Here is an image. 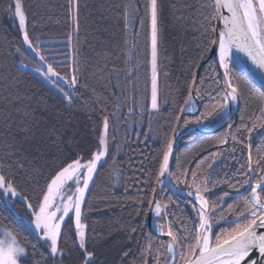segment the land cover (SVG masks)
Returning <instances> with one entry per match:
<instances>
[{
    "label": "trees",
    "instance_id": "trees-1",
    "mask_svg": "<svg viewBox=\"0 0 264 264\" xmlns=\"http://www.w3.org/2000/svg\"><path fill=\"white\" fill-rule=\"evenodd\" d=\"M158 2L159 110L151 112L149 18L144 7L147 0H23L27 31L34 47L49 49L52 46L39 43L64 42L72 35L69 58L64 50L40 51L46 66L53 65L61 76L70 78L73 66L79 69V83L71 104L59 93L61 87L68 89L63 81L55 84L57 92L29 69L21 68V64L33 66L34 61L25 49L17 21L8 11L14 0H0V168L14 178L22 196L32 197L34 203L36 192L50 174L77 155L95 150L103 119L109 117V153L98 167L85 205L87 248L94 252L95 264H144L145 259L149 264H157V258L159 264H164L170 256L167 241L154 237L145 221L158 178V158L174 131L193 72L201 62L200 53L207 43L201 24H206L204 16L212 13V0ZM126 11L132 19V30L128 28L129 22L125 28ZM214 22L211 21L212 26ZM53 53L57 55L51 56ZM39 66L44 71L40 63ZM229 67L234 81L245 93L237 104L236 117L215 132L183 135L170 160L173 175H168L173 187L188 192L189 187L177 178L190 183L191 177L182 175L178 165L196 170L202 177L210 173L208 190L203 195L210 205L218 203L211 221L213 241L243 222L239 214L244 211L250 189L240 186L246 178L237 174L240 165L246 162L249 151L254 162L264 161V127L259 120L264 93L235 64ZM131 78L133 84H129ZM216 81H220L216 63L209 60L197 78L201 96L195 97L199 110L182 116L179 131L193 125L211 129L221 120L222 112L211 108L219 99L214 91ZM209 111L211 115H202ZM242 115L249 127L251 120L257 124L251 133H244L245 142L236 143L229 137L227 144H220L229 125L236 132ZM261 174L258 170L257 178ZM225 192L229 195L220 201ZM157 201L161 203L163 217L153 219L162 232L171 228L185 237L198 223L196 205L174 194L166 185L161 187ZM29 221L27 206L20 197L11 200L0 195V228L15 230L27 245L24 264H44L49 260L47 246L38 239ZM69 223L65 221L61 240L65 257L60 264H82L80 253L69 238ZM179 256L178 249V264H183ZM49 264L54 262L49 260Z\"/></svg>",
    "mask_w": 264,
    "mask_h": 264
},
{
    "label": "snow or ice",
    "instance_id": "snow-or-ice-1",
    "mask_svg": "<svg viewBox=\"0 0 264 264\" xmlns=\"http://www.w3.org/2000/svg\"><path fill=\"white\" fill-rule=\"evenodd\" d=\"M75 3V0H71ZM146 15L149 18L150 32V56H151V108L159 110L158 96V61H159V40H160V13L161 5L158 0H147ZM212 9L210 16L205 15L206 24H201L205 30L206 44L203 45L200 58L215 46L219 67L224 69L223 79L216 81L217 88L214 89L219 98L217 103L212 105V111L219 109L221 112L233 102L239 103L244 97V90L233 79L229 62L232 60V52L243 53L251 64L258 70L264 71V0H212L209 4ZM228 13L224 15V11ZM14 20L18 21L19 31L23 36V43L27 45L43 61L44 57L37 47L33 46L32 40L27 31V15L23 0H14L8 8ZM125 28L128 26L129 13H124ZM217 20L223 24L222 28L212 26L211 21ZM143 24V21H141ZM210 29V34H209ZM69 47H72V35L68 36ZM19 51V49H17ZM73 65L77 63L75 55L72 57ZM79 69L73 66L70 78L61 76L51 64L47 65L46 71L41 75L50 83L56 84L63 81L68 89L61 87L63 98L72 102L76 86L79 83ZM203 78H201L202 81ZM197 77L193 72L192 83L188 87V95L181 107V112L191 111L190 107L195 96H201L200 89L196 87ZM222 86V87H220ZM211 95V93H207ZM260 124L264 127V99L261 100ZM209 111L202 115H211ZM179 119V116L177 117ZM200 117L197 118L199 122ZM245 117L241 116V124L236 126V132H232L233 125H229V132L219 140L220 144H227L229 137L236 143L245 142L244 133H251L257 126L256 120H251V127L244 123ZM187 123V121H186ZM109 117L103 119L102 128L98 132L95 150H90L83 155H77L70 162L62 164L54 174H50L42 187L35 194V202L32 197L22 196L15 180L6 175L0 168V195L16 198L20 197L27 206L30 217V224L38 234V239L47 246L49 260L54 264H60L65 257L61 247L62 237L65 235V221H69V238L73 240L76 250L80 253L79 259L82 264H95L94 252L87 248L86 224L84 223L85 205L90 185L94 182L98 167L105 162L109 153ZM173 155V142L170 140L162 154L158 158V176L173 175L170 171V159ZM214 163V161H213ZM22 167V166H21ZM212 168V164H208ZM178 170L186 178L190 175L191 182L187 179L179 181L189 187L187 195L194 197L193 204L197 212L198 223H195L192 230L185 237L177 235L171 228L166 233L170 237L166 245L167 253L164 264H178L177 250H180L179 261L183 264H264V161H253L249 151L246 162L240 165L237 174L246 177L241 187L247 186L250 189L246 198L244 211L239 215L243 222L238 223L231 232L221 233L216 236L215 241L211 239L212 217L215 215L217 204H211L203 195L208 190L209 176L202 177L196 170L184 168L178 165ZM259 170L261 175L257 178ZM202 171V170H201ZM205 182L200 183L201 180ZM253 179L256 180L253 183ZM227 182V181H226ZM239 183V182H238ZM233 186V185H230ZM154 191V190H153ZM229 194L225 192L219 198L223 201ZM154 204L155 215L163 217L162 206L159 201H149ZM165 208L167 205L164 206ZM211 213V215L209 214ZM223 218V217H222ZM74 225V234H71ZM135 231V229H133ZM35 249V245H33ZM186 250V251H185ZM27 256V245L19 239V234L8 228H0V264H24L23 258ZM57 257L60 260H57ZM45 260L44 264H49ZM144 264H149L144 260ZM159 264V258H157Z\"/></svg>",
    "mask_w": 264,
    "mask_h": 264
},
{
    "label": "water",
    "instance_id": "water-1",
    "mask_svg": "<svg viewBox=\"0 0 264 264\" xmlns=\"http://www.w3.org/2000/svg\"><path fill=\"white\" fill-rule=\"evenodd\" d=\"M223 14L227 15L228 13L225 10ZM214 26L219 29V28L223 27V24L220 23L219 21L215 20ZM232 53L234 55L235 62L237 63V66L240 67L241 71L243 73H246L249 76V78L252 80V82L255 83L259 87V89L264 93V71L256 69L251 64V62L247 59V57H245V55L243 53L236 52L235 49H233ZM209 60H213L214 63H216L217 73L219 74L220 80H222L223 79V74H224V69L219 67V61H218V58L216 56L215 46H212L211 50H209L207 52V54L201 59V62L199 63L197 71L195 72L196 77L198 78V76H199L198 74L202 70V67ZM237 104L238 103H235L236 108H235V110L233 112L231 111V108L226 110L225 115H224V117H225L224 120L221 123L215 124V126L212 127L211 129H201V128L193 125V126H190V127H187L185 129H183V131H179L178 130V124H179L182 116H184V115H193L199 109L198 99L194 95V99H193V101L191 103V108L192 107L193 108L191 109V111L185 110V111L180 113L179 119L177 120L176 125H175V127L173 129L174 131L172 132V135H171V137H170V139L168 141L171 140L173 142V149H174L175 144L185 134H194V133H196V134H204V133L215 132V130L225 126L226 123L229 121V119L231 117H233V116L235 117L236 109H237V106H238ZM155 185L156 186L154 188V191H153V194H152L153 197H152L151 201H153V200L157 201V197H158L157 195H158L161 187L166 185L171 190V192H173L174 194L176 193V194L182 195V196H184L185 198H187L189 201H191L193 203L194 197H189L187 195L188 192L186 191V189H184L183 191H179L178 189L173 187L172 184H170L168 174L163 175V176H158ZM196 207H197V209L199 208L198 205H196ZM154 209H155L154 208V204L153 205L149 204V209H148L147 216H146V221H145L147 229H149L150 233L154 237L156 236V237H158L160 239H163L164 241H167V243H168L169 240H170V237H168L167 235L162 234L164 232L159 231L158 229L155 228V223L153 221ZM212 228H213V226H212ZM212 228H211V230H212ZM210 234H211V232H210ZM176 256H177V253H176Z\"/></svg>",
    "mask_w": 264,
    "mask_h": 264
},
{
    "label": "rangeland",
    "instance_id": "rangeland-1",
    "mask_svg": "<svg viewBox=\"0 0 264 264\" xmlns=\"http://www.w3.org/2000/svg\"><path fill=\"white\" fill-rule=\"evenodd\" d=\"M129 3V2H128ZM129 30H132V24H131V22H132V19L130 18L129 19ZM17 23H18V21H17ZM19 28V27H18ZM149 32H150V24H149ZM128 33H129V31H128ZM149 34V33H148ZM21 38H22V40H23V36H22V33H21ZM140 42H141V44H142V41L140 40ZM60 43H64L65 45H63L62 46V44H60ZM40 45H49V46H52V48H49V49H42V50H39V51H49L50 52V50H51V52L53 51V50H64V52L68 55V58H69V56H70V48H69V42H68V40H66V41H60V42H57V41H51V40H49V41H43V42H40L39 43ZM60 44V45H59ZM55 45H58V46H60V48H58V49H56L55 47ZM139 45H140V43H139ZM148 66H149V74H148V77H150V83H149V88H150V94H149V99H150V102H149V109H150V111L151 112H153V111H156V110H153L152 108H151V63H150V61H151V56H150V40H149V36H148ZM24 46H25V49L27 50V52H28V54L30 55V57H31V59L34 61V65L33 66H31V67H27L26 65H24V64H21L20 66H21V68L22 69H29L31 72H33L34 73V75H36L39 79H41V80H43L44 82H46L50 87H52L55 91H57V92H59L57 89V86L54 84V83H50L48 80H46L45 79V77L43 76V75H41V71H43V70H41V68H40V66H39V63L43 66V69H44V71H46V68H47V66H46V64L44 63V61H42L36 54H35V52H33L31 49H29L28 47H27V45H25L24 44ZM49 46H46V47H49ZM39 49V48H38ZM61 54V53H60ZM51 56H54V55H57V54H50ZM129 56H130V58H132V56H131V51L129 52ZM141 66V65H140ZM132 67H130L128 70H129V74L131 73L132 74ZM140 76H142V73H140ZM130 78V77H129ZM59 82H62V81H59ZM129 84H133V78H131L130 79V81H129ZM59 93H61V95L63 96V93L62 92H59ZM193 108V107H192ZM235 108H236V105H235V102H233L232 103V105H231V110H232V112L235 110ZM224 110H225V108L223 109V111H222V114H221V120L218 122V123H221L223 120H224ZM237 110V109H236ZM236 115V114H235ZM234 117V116H233ZM236 117V116H235ZM232 118V117H231ZM230 118V119H231ZM229 119V120H230ZM218 123H215V124H218ZM215 126V125H214ZM213 126V127H214ZM154 129V126H153V123L151 124V126H150V130L149 131H151V134H149V137L151 138V137H153V130ZM11 200H13V199H15V198H10ZM155 217L156 218H159V217H157L156 215H155ZM67 221V220H66ZM29 223H30V221H29ZM30 226H31V228H32V230H33V232L35 233V234H37L35 231H34V229H33V226L30 224ZM38 235V234H37Z\"/></svg>",
    "mask_w": 264,
    "mask_h": 264
},
{
    "label": "bare ground",
    "instance_id": "bare-ground-1",
    "mask_svg": "<svg viewBox=\"0 0 264 264\" xmlns=\"http://www.w3.org/2000/svg\"><path fill=\"white\" fill-rule=\"evenodd\" d=\"M232 55V60L229 62V66L230 65H232V64H235L236 65V67H238L237 66V63L235 62V58H234V55H233V53L231 54ZM239 69H240V67H238ZM241 70V69H240ZM197 71V70H196ZM200 73V72H199ZM218 74V73H217ZM199 75V74H198ZM249 77V76H248ZM220 78V77H219ZM251 80V79H250ZM252 81V80H251ZM256 85V84H255ZM232 105V104H231ZM231 105L230 106H227V107H225V110H224V115H225V112H226V110H228V109H230L231 108ZM187 107H190L191 108V105H189V106H187ZM192 109V108H191ZM199 110V109H198ZM232 111V110H231ZM171 160V159H170ZM158 196V195H157ZM158 198V197H157ZM153 217H155V209H154V212H153ZM155 228L156 229H158L159 230V228H157L156 227V225H155ZM160 231V230H159Z\"/></svg>",
    "mask_w": 264,
    "mask_h": 264
}]
</instances>
